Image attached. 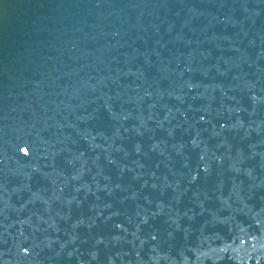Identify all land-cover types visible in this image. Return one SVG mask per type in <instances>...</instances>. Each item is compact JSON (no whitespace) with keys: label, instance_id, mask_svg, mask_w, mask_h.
<instances>
[{"label":"water","instance_id":"water-1","mask_svg":"<svg viewBox=\"0 0 264 264\" xmlns=\"http://www.w3.org/2000/svg\"><path fill=\"white\" fill-rule=\"evenodd\" d=\"M0 264H264V0H0Z\"/></svg>","mask_w":264,"mask_h":264},{"label":"clouds","instance_id":"clouds-1","mask_svg":"<svg viewBox=\"0 0 264 264\" xmlns=\"http://www.w3.org/2000/svg\"><path fill=\"white\" fill-rule=\"evenodd\" d=\"M25 154H27V153H25Z\"/></svg>","mask_w":264,"mask_h":264}]
</instances>
